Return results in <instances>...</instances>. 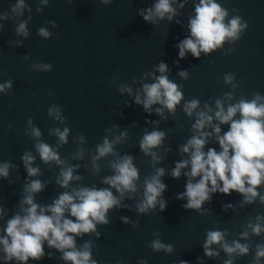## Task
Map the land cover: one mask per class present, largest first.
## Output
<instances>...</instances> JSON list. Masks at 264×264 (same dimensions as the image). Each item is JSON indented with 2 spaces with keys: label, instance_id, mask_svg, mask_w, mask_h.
Returning <instances> with one entry per match:
<instances>
[{
  "label": "water",
  "instance_id": "1",
  "mask_svg": "<svg viewBox=\"0 0 264 264\" xmlns=\"http://www.w3.org/2000/svg\"><path fill=\"white\" fill-rule=\"evenodd\" d=\"M156 2L112 0L105 5L101 0H48L44 5L40 0H25L28 7L20 16L11 12L16 0H0V14H8L7 19L0 20L3 26L0 28V84L9 80L12 84L10 89L0 92V165H11L8 177H0V208L4 209L0 215V236L4 235L7 220L21 213L20 201L26 195L27 182L40 180L44 184L42 191L33 194L34 202L43 207L64 191L108 187L102 180L114 174L110 163L130 155L139 170L137 191L125 193L120 207L109 210V223L96 226L98 236L89 233L77 237V248L92 241V258L97 264H139L142 260L147 264H181V261L224 264L230 258L233 264H252L255 246L264 244V233L253 235L247 227L249 222H257V215L264 216V204L259 202V197L241 206L243 197L238 192L216 193L200 211L185 209L182 205L187 202L186 198L179 200L177 196L185 191L189 178L184 173L190 171V164L181 169L178 179L171 176V171L177 162L190 160V154L180 149L194 134L192 124L197 118L196 112L205 110V104L213 109L209 115L214 117L217 99L226 109L241 99L252 100L254 94L264 97V0H216L227 9L225 23L239 16L248 27L238 40L226 39L215 51L201 52L199 59L193 58L190 52L179 59L176 48L179 41L190 35L188 21L195 16L194 5L199 0H174L172 7L176 15L172 20L165 16L155 18L154 22L144 21L140 10L151 8ZM25 20L28 35H18L16 27ZM52 22L58 26L53 27ZM40 28L52 35L48 38L38 35ZM160 62L168 65L165 75L182 86L179 90L183 93L175 112L164 108L162 115L155 111L162 105H153L150 112H145L141 105L134 103L137 90L144 83L155 82L154 77L160 75L156 71ZM37 64H50L51 69L34 67ZM181 71L187 73L186 79L179 75ZM228 74L234 76L231 83L224 80ZM125 86L132 89L131 95L122 90ZM226 93L232 94L231 100L226 99ZM192 99H197L199 106L189 117L183 105ZM260 102L264 103V99ZM51 106L60 107L63 122L48 115ZM235 118H239V113ZM218 123L214 117L213 124ZM32 127L40 130V137L31 135ZM65 127L70 129L67 143L60 144L53 130L62 131ZM228 127L221 124L220 135ZM153 130L165 133L162 145L153 149L159 157L156 161L139 148L143 135ZM211 130V126L204 129ZM122 132L127 135L114 145L115 154L97 160L98 170H95L92 158L97 155L96 146L105 137L111 142ZM38 142L49 144L63 163L42 162L35 148ZM208 148L220 151L214 134L208 138L204 151ZM81 149L82 156L78 155ZM25 152L35 158L32 167L39 169L38 175H27L21 160ZM69 166L80 179L61 188L56 178ZM157 168L164 169L160 180L166 189L158 201L163 199L166 208L161 212L157 203L155 209L138 213L136 204L144 198V180L155 175ZM112 191L119 195L115 189ZM258 191L264 195V185ZM208 230L226 231V242L247 243L249 253L229 257L219 244H214L211 248L218 255L205 256L203 243ZM244 231L249 233L246 240L240 236ZM157 239L173 245V251H153L151 243ZM44 251L41 261L29 260L28 264H66L62 254L49 248L46 242ZM48 253H52V258ZM0 264L5 261L0 259ZM7 264L18 262L13 260ZM260 264H264V258Z\"/></svg>",
  "mask_w": 264,
  "mask_h": 264
},
{
  "label": "clouds",
  "instance_id": "2",
  "mask_svg": "<svg viewBox=\"0 0 264 264\" xmlns=\"http://www.w3.org/2000/svg\"><path fill=\"white\" fill-rule=\"evenodd\" d=\"M71 2V0H68ZM112 0H101L102 4H110ZM174 0H157L151 8L141 9L139 15L146 22H154L155 18L172 20L176 15V9L172 7ZM186 2V0H185ZM41 4L47 5L48 0H40ZM28 6L25 0H16L11 7V12L22 16ZM183 8L184 4H180ZM40 11V8H37ZM195 16L188 21L190 35L176 44L178 49V58L183 59L187 52H190L195 59H199L201 52L209 54L221 47L226 39L235 41L240 38V34L248 27L247 22L242 23L241 17L236 16L224 22L228 15L227 9L223 8L216 0H199L194 5ZM8 14H0V20L7 19ZM30 19V17H29ZM53 27H57L52 22ZM3 26L0 25V28ZM18 35L27 36V21H22L16 27ZM38 35L48 38L52 34L45 28L38 29ZM34 67L42 70H50V64H37ZM156 71L160 73L154 77L153 83H144L142 89L137 90L134 103L141 105L145 112H150L153 105L159 104L163 107L155 109L157 114H161L166 108L170 113H174L177 105L183 99V93L179 90L182 86L171 81L165 73L168 71V65L160 62ZM148 75H153L149 73ZM179 75L187 78V73L181 71ZM234 76L225 75L226 83H231ZM12 87L11 80L0 84V92ZM236 87V85H233ZM123 91L132 94L130 87H123ZM141 91L143 98H141ZM226 99L231 100L232 94L226 93ZM264 99L259 94H254L252 100L241 99L235 104L225 107L219 99L215 101L216 111L214 117L218 124H213V109L207 104L205 110L196 112V119L192 124L194 134L188 139L180 151L190 154V160H181L175 164L171 171V176L178 179L181 175V169L190 164V171L184 175L188 177L185 184V191L177 196V199L187 202L182 205L185 209H195L200 211L205 202H210L212 195L216 193L231 195L233 191L238 192L243 197V204L253 203L257 197L259 202L264 204V195H260L258 188L264 185ZM199 106L197 99L186 101L183 105V111L189 117L193 115L195 109ZM11 107V105H10ZM239 113V118H235ZM48 115L55 119L64 121L61 115V109L58 106H51L48 109ZM31 124V119L28 121ZM221 124L229 125L228 130L221 133ZM211 126V132L204 131ZM58 137L59 143H67V137L70 129L65 127L62 131L59 128L53 130ZM215 135L220 151L215 148H208L205 152L204 147L210 136ZM31 135L40 137L41 132L38 128L32 127ZM122 132L111 142L107 137L103 139L102 144L96 146L97 155L92 158L93 168L98 170L96 161L101 157L115 154L114 145L126 136ZM165 133L159 130L146 132L139 142L140 150L146 155H150L154 161L158 160L154 148L162 145ZM83 140V136L80 137ZM36 151L42 162H55L62 164L58 152L49 144L38 142L35 145ZM83 150L78 152L82 156ZM34 157L25 152L21 160L29 177L39 174V169L32 167ZM9 163L0 165V177L7 178L9 175ZM114 174L104 177L103 184L108 187L97 188L95 186L74 188L70 192L64 191L58 195V198L46 206H40L34 202V193L43 190L44 184L40 180H32L24 185L26 195L20 201L21 213L14 214L7 220L3 228V236H0V246H2L3 256L0 259L5 261H17L18 264H28L29 260L34 262L41 261L45 256L44 244L49 248H54L60 252L61 259L66 264H97L92 258V241H86L81 248L76 246V238L84 234L95 233L97 224H108L107 213L113 208L121 205L125 193H135L137 191L136 181L139 179V170L133 163V157L124 155L110 163ZM74 168L69 166L60 171L56 178V183L61 188H67L73 180H79V176L73 175ZM164 175L163 168H157L155 175L144 180L143 200L136 204L138 213H146L149 209H155L159 203L160 211L166 208V202L163 199L158 201V197L166 189V185L161 182L160 177ZM198 178V179H196ZM195 180V182H193ZM115 189V195L112 191ZM24 205H27L25 208ZM227 207H232L228 205ZM4 209L0 208V215H3ZM128 223L126 218H122ZM256 223L247 225L253 235L259 236L264 233V216L257 215ZM226 231L208 230L203 243L204 255L215 257L217 252L213 251L211 246L219 244L223 251L229 256H245L249 253V245L233 240L231 243L225 241ZM241 238L247 239L248 231L240 234ZM153 251H164L171 253L173 245L164 244L159 239L152 241ZM52 258V253L47 254ZM264 258V244L255 246V255L252 264H260ZM139 264H147L146 261H140ZM181 264H188L187 261H181ZM224 264H233L230 258Z\"/></svg>",
  "mask_w": 264,
  "mask_h": 264
}]
</instances>
